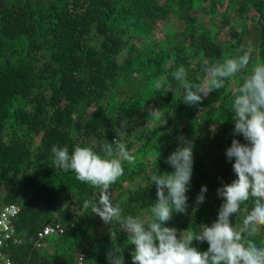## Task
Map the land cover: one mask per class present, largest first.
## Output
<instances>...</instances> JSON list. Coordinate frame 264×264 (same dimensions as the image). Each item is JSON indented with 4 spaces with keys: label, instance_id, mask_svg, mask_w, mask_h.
Masks as SVG:
<instances>
[{
    "label": "trees",
    "instance_id": "16d2710c",
    "mask_svg": "<svg viewBox=\"0 0 264 264\" xmlns=\"http://www.w3.org/2000/svg\"><path fill=\"white\" fill-rule=\"evenodd\" d=\"M244 52L251 56L247 69L201 104L184 103L176 69L198 84L205 61ZM257 64H264V0H0V207L18 206L14 225L22 240L6 248L12 261L109 264L108 251L117 246L124 264H133L128 233L84 207L100 190L58 168L53 146L69 154L91 148L107 158L104 145L121 137L136 159L122 162L111 200L125 216L144 219L157 199L150 177L174 171L169 155L191 142L187 211L165 226L178 238L210 227L224 203L217 190L237 178L226 150L233 139L248 143L234 134V92ZM161 78L166 87L158 90ZM202 186L205 200L197 204ZM251 208L241 205L233 227ZM56 223L65 226L63 235L34 248L37 233ZM255 240L263 245L264 230ZM192 246L204 252L209 244Z\"/></svg>",
    "mask_w": 264,
    "mask_h": 264
},
{
    "label": "clouds",
    "instance_id": "9594fccd",
    "mask_svg": "<svg viewBox=\"0 0 264 264\" xmlns=\"http://www.w3.org/2000/svg\"><path fill=\"white\" fill-rule=\"evenodd\" d=\"M250 53L225 59L223 62L203 63L205 78L198 84L187 79L184 67L176 69L172 76L184 89V103L198 105L211 92L223 89L225 81L248 68ZM166 87L164 78L155 82V88ZM234 134L248 142L242 144L233 139L226 150L228 160H233L236 179L219 188L218 195L224 199L218 219L201 231H183L179 238L177 230L166 227L174 213L187 211L186 195L193 171V145L183 141V146L171 153L167 163L174 169L171 173L153 174L150 179L156 186L151 215L123 214L119 205H113L110 188L124 174L123 161L134 163L136 157L126 149L120 139L104 145L106 157L91 148L76 147L69 154L67 147L53 146L55 165L64 171H73L77 180L98 188V200H86L84 207H91L106 225L119 224L128 233L134 245L133 264H264V245L255 238L264 230V64L254 65L251 75L234 92ZM120 136V135H119ZM113 146L117 155H113ZM207 187L202 186L196 203H203ZM251 202V211L244 217L239 228L233 227L231 217L241 212V205ZM115 235L114 233L112 234ZM112 238V236H111ZM193 241H207V251L193 247ZM129 244V243H128ZM109 264H124L122 250L115 246L108 251Z\"/></svg>",
    "mask_w": 264,
    "mask_h": 264
},
{
    "label": "built area",
    "instance_id": "2783aa9c",
    "mask_svg": "<svg viewBox=\"0 0 264 264\" xmlns=\"http://www.w3.org/2000/svg\"><path fill=\"white\" fill-rule=\"evenodd\" d=\"M19 213V208L15 204H8L0 207V264H15L10 256L6 253L9 246H17L22 243L14 222ZM65 226L59 223L46 226L37 233L34 242V248L41 249L46 247L45 239L52 235H63ZM264 245V241H263ZM84 260V255L79 254L78 262Z\"/></svg>",
    "mask_w": 264,
    "mask_h": 264
}]
</instances>
